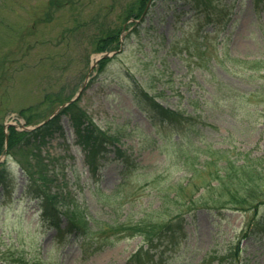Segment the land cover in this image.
Wrapping results in <instances>:
<instances>
[{
  "label": "rangeland",
  "instance_id": "rangeland-1",
  "mask_svg": "<svg viewBox=\"0 0 264 264\" xmlns=\"http://www.w3.org/2000/svg\"><path fill=\"white\" fill-rule=\"evenodd\" d=\"M136 1L0 0V123L7 135L8 125L20 127L24 121L21 108L37 104L48 92L67 96L85 85L78 104L103 129L119 130L122 147L134 160L132 173L126 174L130 179L121 185L124 166L112 153L99 157L94 176L67 116L62 117L63 131L50 137L40 154L50 167L64 168L51 192L67 193L89 216L109 222L137 220L155 208L165 220L179 209L167 199L175 196L170 185L185 170L166 168L165 156L155 148L154 125L133 97L135 84L166 106L200 109L212 123L202 128L214 147L264 155V1L213 0L214 7L208 8V0H154L147 13L144 8L128 16L126 10ZM217 6L230 17L207 40L203 34L215 26L204 25L200 10L215 16ZM112 29L121 33L120 43L118 36L109 50L114 52L109 67L101 73L98 66L91 69L103 55L94 51L95 41ZM255 59L263 60L262 69ZM7 145L6 137L0 162ZM28 159L36 168L32 154ZM9 166L16 187L7 203L0 187V264H33L36 257L41 264H121L142 244L137 235L112 247L92 245L93 253L85 257L72 235L57 234L34 202L21 199L27 176L15 162ZM196 216L188 220L181 246L157 264H216L215 259L204 262L205 255L225 252L254 211H227L221 219L200 209ZM237 260L264 264V231L242 240Z\"/></svg>",
  "mask_w": 264,
  "mask_h": 264
},
{
  "label": "trees",
  "instance_id": "trees-1",
  "mask_svg": "<svg viewBox=\"0 0 264 264\" xmlns=\"http://www.w3.org/2000/svg\"><path fill=\"white\" fill-rule=\"evenodd\" d=\"M146 1L137 0L135 5H130L126 10L127 15L144 10ZM125 12V13H126ZM104 32L97 37L94 51H105L112 49L118 42L119 31ZM109 58H104L99 62V69L107 66ZM259 63L262 69L263 60H253ZM144 95L146 92L141 91ZM143 94H138V101L141 106L146 103ZM70 98L64 95L63 91L48 92L44 100L37 104L30 105L20 110V113L27 120V123H35L44 118L46 113ZM155 105V115H160L156 123L157 131L164 137L162 143L155 140L156 147L166 154V168L172 165L175 168L184 169L185 175L178 178L170 185L171 190H175V196L167 201L178 205L179 209L174 215L167 219H161V214L157 209L145 213L136 221L128 219L123 222H103L98 232H94L87 220L85 210L76 203L69 201L67 196H58L50 193V182L53 181L54 172L50 174L49 163L44 161L39 148L44 143L46 135H51L53 129H57L58 118H53L44 126L33 131H19L15 127H9L8 147L6 153L15 157L21 166L30 176L28 193L36 198H41L42 215L49 220L60 232L77 231L84 238H90L93 234L103 236L107 241H114L125 236L142 234L147 248H140L127 260L125 264H153L151 251L159 246H170L175 249L180 245L181 238L184 237V214L193 212L197 208L207 209H237L255 210L264 203V155L251 156L250 152L237 153L234 148L214 147L211 143H198L195 138L200 136L196 125L201 119V114L197 109L195 113L184 110L166 108L159 103ZM56 105V106H57ZM54 107V108H53ZM70 115L75 126L78 141L89 148V157H94L98 151L106 150L107 145L116 144L120 141L118 131L109 132L103 130L94 123L92 118L78 104L71 103L64 109ZM173 134H178L180 139L173 140ZM3 123H0V153L4 150L6 139ZM41 138V139H40ZM204 139V137H202ZM203 141L202 139H200ZM41 143V144H40ZM38 149V150H37ZM118 154L120 148L116 147ZM32 154L36 161L29 160ZM239 154V155H238ZM123 157L124 155H119ZM204 157V158H202ZM0 181L4 182L6 177L5 164H1ZM42 180V181H41ZM7 182V181H6ZM44 183V184H43ZM10 185L7 183V186ZM219 213V212H218ZM221 214V213H219ZM67 218V226L61 227L62 216ZM244 232L243 236L249 233ZM114 234V238L110 235ZM231 251L237 249V245L231 246ZM235 252V251H234ZM213 259L207 255L205 260ZM216 258V257H215ZM23 260V257H20ZM35 264V262L33 263ZM217 264H222V257H218ZM224 264V263H223Z\"/></svg>",
  "mask_w": 264,
  "mask_h": 264
}]
</instances>
